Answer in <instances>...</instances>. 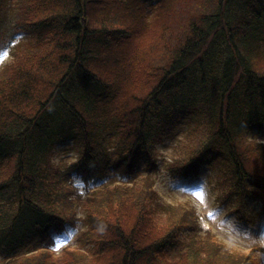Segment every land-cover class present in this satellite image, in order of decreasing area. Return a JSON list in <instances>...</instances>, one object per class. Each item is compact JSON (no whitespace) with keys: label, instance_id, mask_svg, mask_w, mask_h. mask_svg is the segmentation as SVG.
Masks as SVG:
<instances>
[{"label":"trees","instance_id":"16d2710c","mask_svg":"<svg viewBox=\"0 0 264 264\" xmlns=\"http://www.w3.org/2000/svg\"><path fill=\"white\" fill-rule=\"evenodd\" d=\"M28 1L0 0V264L262 262L157 174L207 168L227 212L264 219V0Z\"/></svg>","mask_w":264,"mask_h":264},{"label":"rangeland","instance_id":"374dc122","mask_svg":"<svg viewBox=\"0 0 264 264\" xmlns=\"http://www.w3.org/2000/svg\"><path fill=\"white\" fill-rule=\"evenodd\" d=\"M21 5L26 8L30 7L28 0H19V7ZM33 15L34 13L25 16L32 19ZM19 17L20 19L14 16L17 21L24 23V25L18 24L21 28L25 26L26 22L22 20V15H19ZM113 20V24L121 22V20H116V18ZM16 27L17 26L14 25L12 33L18 31ZM0 28H2V26H0ZM131 28H134V26H131ZM140 55L142 54L140 53ZM141 58H143V55ZM11 59L12 55L8 49L1 51L0 68L4 67L5 63L9 62ZM65 147L68 148V146H63V150L57 155L58 160H70L74 157L71 152L64 151L66 149ZM209 174L210 171L206 168V170L191 178L175 180L169 177L164 169H161V172L157 174V188L161 196L167 201L187 203L197 208L202 216V225L206 229H211L219 239L224 241L228 249H242L251 254L254 246H258L259 248H262V246L264 247V219H257L255 223L248 224L245 220L237 218L234 213L227 212L226 208L215 200L216 196L211 186L208 184L207 177ZM253 206H255L256 210H259V204H253ZM169 217H172V215ZM76 234L77 231L72 227H67L62 233L54 234L57 240L56 247L62 248V246L68 243L75 244L77 239ZM257 256L258 259L263 258V261L260 262L257 260L256 263L264 264V252L258 250Z\"/></svg>","mask_w":264,"mask_h":264},{"label":"clouds","instance_id":"9594fccd","mask_svg":"<svg viewBox=\"0 0 264 264\" xmlns=\"http://www.w3.org/2000/svg\"><path fill=\"white\" fill-rule=\"evenodd\" d=\"M103 230H104L103 227H101V228H100V231H103Z\"/></svg>","mask_w":264,"mask_h":264},{"label":"bare ground","instance_id":"6f19581e","mask_svg":"<svg viewBox=\"0 0 264 264\" xmlns=\"http://www.w3.org/2000/svg\"><path fill=\"white\" fill-rule=\"evenodd\" d=\"M93 123V121H91Z\"/></svg>","mask_w":264,"mask_h":264}]
</instances>
